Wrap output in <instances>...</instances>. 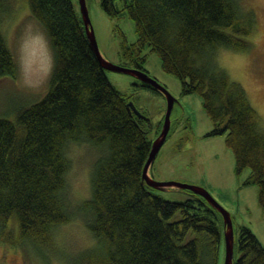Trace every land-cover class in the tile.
Wrapping results in <instances>:
<instances>
[{"label": "trees", "instance_id": "1", "mask_svg": "<svg viewBox=\"0 0 264 264\" xmlns=\"http://www.w3.org/2000/svg\"><path fill=\"white\" fill-rule=\"evenodd\" d=\"M0 0V10L6 9ZM41 24L52 68L45 94L0 115V240L27 247L46 260L54 252L53 230L70 222L64 196L70 165L67 146L86 143L97 156L90 196L78 207L94 238L70 257L71 264H222L223 222L200 195L169 200L142 180L153 138L145 114L128 104L131 95L107 77L86 37L72 0H26ZM100 0L109 16L134 21L136 39H123L120 54L147 72L143 49L161 59L163 70L180 79L182 92H197L213 128L225 135L238 171L257 183L264 213V130L242 85L217 62L221 49L249 50L256 33L254 10L241 0ZM127 62L125 66H127ZM16 64L0 30V77ZM148 73V72H147ZM152 90L150 85L134 81ZM156 91V90H155ZM150 127V126H149ZM58 257V256H57ZM233 264H264V246L245 225L234 229Z\"/></svg>", "mask_w": 264, "mask_h": 264}, {"label": "rangeland", "instance_id": "2", "mask_svg": "<svg viewBox=\"0 0 264 264\" xmlns=\"http://www.w3.org/2000/svg\"><path fill=\"white\" fill-rule=\"evenodd\" d=\"M3 2L6 9L0 10V30L14 57L16 72L13 76L0 77V115L12 117L18 108L36 102L45 94L53 59L46 34L32 16L27 1ZM72 2L80 12L79 1ZM241 2L245 8L254 10L257 19L256 33L250 37L253 44L245 51L221 49L216 59L230 78L245 89L264 130V0ZM86 4L100 54L112 63L125 66L127 61L120 54L121 45L123 39L128 43L136 39L134 21L126 15L109 16L100 0H86ZM116 4L122 7L123 2L116 0ZM142 52L146 55L144 68L148 75L164 85L175 99L170 129L149 166V176L156 181L175 180L205 188L230 213L235 230L240 225L247 226L264 246V213L258 201L259 186L246 182L250 168L245 166L237 170L234 152L226 144L225 135L208 134L213 125L200 94L182 92L180 79L163 70L159 54L148 47ZM127 66L132 65L127 62ZM105 71L110 82L130 94L135 108L145 114L149 121L147 134L153 138L166 110L165 95L154 88L134 85L135 80L142 81L133 75ZM66 153L70 165L64 196L74 218L53 230L56 250L44 251L46 262L32 251L33 248L9 246L0 240V264H71L70 257L93 244L94 238L86 228L85 218L77 209L90 196V174L97 154L86 143L69 144ZM154 190L169 200L188 197L187 190Z\"/></svg>", "mask_w": 264, "mask_h": 264}, {"label": "water", "instance_id": "3", "mask_svg": "<svg viewBox=\"0 0 264 264\" xmlns=\"http://www.w3.org/2000/svg\"><path fill=\"white\" fill-rule=\"evenodd\" d=\"M79 1V10L81 14V19L83 21L84 29L86 37L95 52L100 65L107 70L123 72L130 75L135 76L137 79L141 80L143 83H146L153 87L154 89L162 92L166 98V110L163 117V123L160 128L158 135L152 140L151 148L149 151L148 158L142 169V180L150 187L158 190H169V189H180V190H190L194 194H198L202 196L208 204L216 209L222 218L223 222V242H224V256L222 264H233L234 257V227L231 220L230 213L224 209L211 195L210 193L203 187L183 183L175 180H166V181H156L151 178L148 174V169L150 164L152 163L154 157L159 151L161 145L164 143L168 131L170 129V113L174 104V97L168 92L166 87L159 83L154 77L148 75L147 72L142 71L138 68L123 66L120 64L112 63L109 60H106L99 52L97 42L95 39L94 31L92 29V25L89 18L88 8L86 4V0H78ZM136 114L140 115V112L135 108L132 101L128 103Z\"/></svg>", "mask_w": 264, "mask_h": 264}]
</instances>
